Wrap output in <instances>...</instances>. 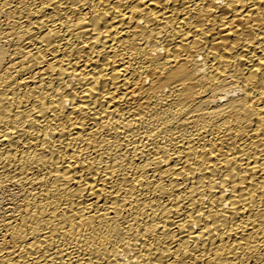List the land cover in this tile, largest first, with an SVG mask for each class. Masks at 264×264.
<instances>
[{"label":"bare ground","instance_id":"6f19581e","mask_svg":"<svg viewBox=\"0 0 264 264\" xmlns=\"http://www.w3.org/2000/svg\"><path fill=\"white\" fill-rule=\"evenodd\" d=\"M0 264H264V0H0Z\"/></svg>","mask_w":264,"mask_h":264}]
</instances>
